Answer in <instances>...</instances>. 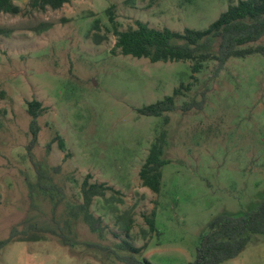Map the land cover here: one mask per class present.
<instances>
[{"label":"rangeland","instance_id":"1","mask_svg":"<svg viewBox=\"0 0 264 264\" xmlns=\"http://www.w3.org/2000/svg\"><path fill=\"white\" fill-rule=\"evenodd\" d=\"M29 1L15 2L20 15L0 13V240L19 231L0 250V264H128L126 242L153 264H188L213 219L245 215L263 201L264 56L232 58L219 75L216 61L194 74L191 61L125 56L108 13L120 31L142 21L184 32L207 29L240 0H74L46 11ZM177 89L169 124L137 112ZM33 100L47 110L29 150ZM193 102L201 108L182 110ZM162 132L168 164L155 193L140 172ZM35 163L64 191L57 209L31 192ZM88 175L120 193L94 198L88 216L99 225L79 209ZM57 220L72 244L39 231L58 230ZM223 264H264V236L253 235Z\"/></svg>","mask_w":264,"mask_h":264},{"label":"trees","instance_id":"2","mask_svg":"<svg viewBox=\"0 0 264 264\" xmlns=\"http://www.w3.org/2000/svg\"><path fill=\"white\" fill-rule=\"evenodd\" d=\"M72 1L74 0H30L28 6L34 11H46L48 8L59 10ZM0 13L20 15L24 11L13 0H0ZM108 13L117 37L115 49L120 50L125 56L149 59L152 63L191 61L194 74L201 73L205 63L216 61V75L224 70L232 58L245 59L257 54L264 56V44L256 45L264 38V0H240L237 4L230 5L227 11L223 12L207 29L186 28L184 32L169 28L162 30L151 28L142 21H136V28L120 31L113 10L109 9ZM181 89L175 90L173 95L163 100L137 109V112L142 116L164 118L165 124H169L171 118L168 114L178 109L176 99L181 95ZM201 106L202 103H186L182 110L189 111ZM46 110L47 108L37 100L28 103V113L32 118L30 125L32 141L28 147L29 150H32L38 142L40 132L38 119ZM57 140L60 149L64 151L66 149L64 140L58 136ZM167 145L166 133L162 132L152 146L140 172L143 186L155 193H159L162 188L163 169L168 164L164 159ZM35 166L39 177L38 182L31 185V192L43 195L57 209L64 200V191L58 186L49 184L48 177L39 165ZM91 179L92 177L88 175L82 184L84 203L79 206V209L83 211V214L86 213V220L93 219L95 224L99 225L100 220L88 216L94 198L105 197L109 192L114 195L120 193L104 183H91ZM74 217L78 218V215ZM154 218V215L152 218H147L151 230H155ZM56 223L58 230L40 228L39 231L52 233L66 245L72 244L73 241L61 227L60 220ZM64 223L71 234L72 220H65ZM208 228V233L201 236L195 259L188 264H223L234 260L244 252L253 235L264 236V199L245 215L222 214L216 217L209 223ZM18 234L19 231L15 228L10 238L0 240V250L12 242ZM125 245L130 252V256L126 257L128 264H153L146 258L138 257L142 254L143 248L134 247L127 242Z\"/></svg>","mask_w":264,"mask_h":264},{"label":"crops","instance_id":"3","mask_svg":"<svg viewBox=\"0 0 264 264\" xmlns=\"http://www.w3.org/2000/svg\"><path fill=\"white\" fill-rule=\"evenodd\" d=\"M14 1V3L17 1V0H13ZM25 1H27V0H25ZM16 4V3H15Z\"/></svg>","mask_w":264,"mask_h":264}]
</instances>
